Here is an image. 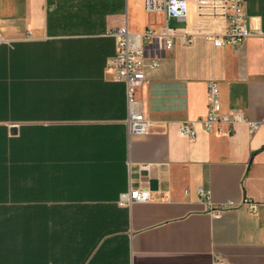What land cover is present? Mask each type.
<instances>
[{
	"label": "crops",
	"instance_id": "0c3cea01",
	"mask_svg": "<svg viewBox=\"0 0 264 264\" xmlns=\"http://www.w3.org/2000/svg\"><path fill=\"white\" fill-rule=\"evenodd\" d=\"M245 12L251 34L215 45L189 18L161 36L141 0H0V264H264V122L180 132L206 115L211 81L223 111L264 119V0ZM125 22L156 30L143 135L112 66ZM139 187L149 200L119 202Z\"/></svg>",
	"mask_w": 264,
	"mask_h": 264
},
{
	"label": "built area",
	"instance_id": "2783aa9c",
	"mask_svg": "<svg viewBox=\"0 0 264 264\" xmlns=\"http://www.w3.org/2000/svg\"><path fill=\"white\" fill-rule=\"evenodd\" d=\"M135 2L138 0H127ZM147 12H162L165 21V31L160 35H172V29L168 21L172 18L186 20L189 14V6L194 4L199 15L210 17L218 21V31L212 34L215 45H222L225 42L241 44L250 34L245 12L246 0H141ZM112 34L117 39V50L112 57V66L116 70V78L125 82L129 103V115L127 127L129 134L143 135L150 131V121L145 116L140 101L136 98V90L144 81L147 67H156L158 62H146L144 52V41L150 40L156 35V30L147 27L144 31L133 32L125 22ZM184 43L192 41L190 35L182 37ZM165 46L171 48L173 39L163 38ZM208 111L204 117L194 121H184L180 125V132L183 135L196 136L199 127L206 130H222L226 125L229 130L236 123H245L251 132H255L263 120L249 118L241 109L223 111L220 103L218 83L211 81L208 84ZM142 168H148V164H142ZM202 196L210 198L208 192L201 189ZM150 199L148 188H130L122 193L119 202L122 205H129L133 202L147 201ZM243 203L249 205L251 212H256L257 203L251 198L245 197ZM225 206H235V203L228 201Z\"/></svg>",
	"mask_w": 264,
	"mask_h": 264
},
{
	"label": "rangeland",
	"instance_id": "374dc122",
	"mask_svg": "<svg viewBox=\"0 0 264 264\" xmlns=\"http://www.w3.org/2000/svg\"><path fill=\"white\" fill-rule=\"evenodd\" d=\"M191 4L193 5V8H192V10L190 8L188 18L193 23L201 25V27H200L201 29H199V30H211V29L217 30L218 29V21L216 19L199 15L198 10L194 6V4L193 3H191ZM181 24L182 23H180V22L176 23L174 21L169 23L170 27H177Z\"/></svg>",
	"mask_w": 264,
	"mask_h": 264
},
{
	"label": "trees",
	"instance_id": "16d2710c",
	"mask_svg": "<svg viewBox=\"0 0 264 264\" xmlns=\"http://www.w3.org/2000/svg\"><path fill=\"white\" fill-rule=\"evenodd\" d=\"M10 260H12V259H0V261H2V262H10ZM23 261H24V259H23ZM25 261H28V259H25Z\"/></svg>",
	"mask_w": 264,
	"mask_h": 264
}]
</instances>
